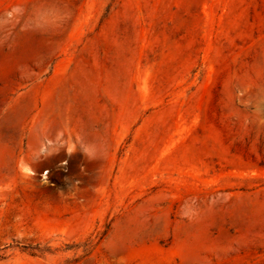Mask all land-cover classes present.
<instances>
[{"label":"rangeland","instance_id":"rangeland-1","mask_svg":"<svg viewBox=\"0 0 264 264\" xmlns=\"http://www.w3.org/2000/svg\"><path fill=\"white\" fill-rule=\"evenodd\" d=\"M0 264H264V0H0Z\"/></svg>","mask_w":264,"mask_h":264},{"label":"crops","instance_id":"crops-1","mask_svg":"<svg viewBox=\"0 0 264 264\" xmlns=\"http://www.w3.org/2000/svg\"><path fill=\"white\" fill-rule=\"evenodd\" d=\"M0 156H2V154Z\"/></svg>","mask_w":264,"mask_h":264}]
</instances>
